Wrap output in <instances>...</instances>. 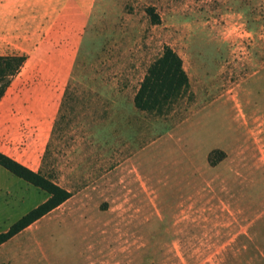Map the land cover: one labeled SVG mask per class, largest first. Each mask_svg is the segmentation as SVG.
Instances as JSON below:
<instances>
[{
	"label": "rangeland",
	"instance_id": "1",
	"mask_svg": "<svg viewBox=\"0 0 264 264\" xmlns=\"http://www.w3.org/2000/svg\"><path fill=\"white\" fill-rule=\"evenodd\" d=\"M63 7L65 42L24 54L0 100V153L71 197L0 264H264V0H49L50 19ZM165 46L189 86L140 111ZM47 198L0 167V234Z\"/></svg>",
	"mask_w": 264,
	"mask_h": 264
},
{
	"label": "trees",
	"instance_id": "2",
	"mask_svg": "<svg viewBox=\"0 0 264 264\" xmlns=\"http://www.w3.org/2000/svg\"><path fill=\"white\" fill-rule=\"evenodd\" d=\"M148 12L153 22H157L158 19L151 9ZM25 62L26 57L23 55L0 57V100L10 85V78L16 75ZM188 86V77L181 58L171 48L165 46L162 55L148 68L134 98V106L145 112L160 111L164 106L179 99ZM0 167L48 195L46 201L17 220L6 233L0 234V245H2L66 202L71 197V193L41 173L25 167L2 153H0Z\"/></svg>",
	"mask_w": 264,
	"mask_h": 264
},
{
	"label": "crops",
	"instance_id": "3",
	"mask_svg": "<svg viewBox=\"0 0 264 264\" xmlns=\"http://www.w3.org/2000/svg\"><path fill=\"white\" fill-rule=\"evenodd\" d=\"M48 1L0 0V57L38 52L51 36L65 42L66 32L60 29L67 26L66 9H58L51 20ZM57 72H65L64 62L58 64Z\"/></svg>",
	"mask_w": 264,
	"mask_h": 264
}]
</instances>
